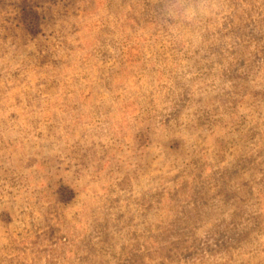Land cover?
<instances>
[{"label": "rangeland", "instance_id": "1", "mask_svg": "<svg viewBox=\"0 0 264 264\" xmlns=\"http://www.w3.org/2000/svg\"><path fill=\"white\" fill-rule=\"evenodd\" d=\"M0 264H264V0H0Z\"/></svg>", "mask_w": 264, "mask_h": 264}]
</instances>
